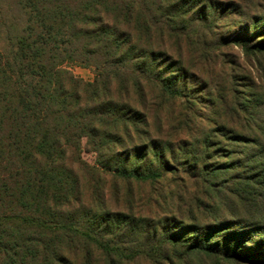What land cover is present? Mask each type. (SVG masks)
I'll return each instance as SVG.
<instances>
[{"label": "trees", "instance_id": "trees-1", "mask_svg": "<svg viewBox=\"0 0 264 264\" xmlns=\"http://www.w3.org/2000/svg\"><path fill=\"white\" fill-rule=\"evenodd\" d=\"M198 10L185 0H0V264H122L147 255L142 245L124 252L137 229L122 211L119 181L161 175L138 163L153 148L139 142L149 124L142 101L153 82L175 93V75L164 71L176 57L168 38ZM67 63L93 67L95 81ZM84 138L97 166L81 156ZM158 226L144 229L160 239ZM207 240L185 245L219 253ZM236 249L226 256H249Z\"/></svg>", "mask_w": 264, "mask_h": 264}, {"label": "rangeland", "instance_id": "rangeland-1", "mask_svg": "<svg viewBox=\"0 0 264 264\" xmlns=\"http://www.w3.org/2000/svg\"><path fill=\"white\" fill-rule=\"evenodd\" d=\"M185 4L200 11H189L168 38L176 57L164 71L175 75V93H162L153 82L142 101L149 124L139 142L149 139L153 148L138 163H152L162 176L119 181L122 211L132 214L137 229L131 236L137 242L124 252L142 245L147 253L122 264H255L253 256L264 264V0ZM66 66L95 81L93 67ZM86 144L84 138L81 156L97 166V154ZM148 225H159L160 239L152 230L148 235ZM219 226L227 228L214 234ZM225 231L238 238L229 240ZM173 233L179 242L168 236ZM206 239L219 253L185 245ZM233 248L249 256H226Z\"/></svg>", "mask_w": 264, "mask_h": 264}]
</instances>
